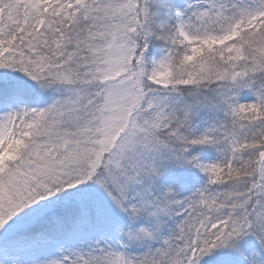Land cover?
Returning a JSON list of instances; mask_svg holds the SVG:
<instances>
[{"label": "snow or ice", "instance_id": "obj_1", "mask_svg": "<svg viewBox=\"0 0 264 264\" xmlns=\"http://www.w3.org/2000/svg\"><path fill=\"white\" fill-rule=\"evenodd\" d=\"M0 264H264V0H0Z\"/></svg>", "mask_w": 264, "mask_h": 264}]
</instances>
